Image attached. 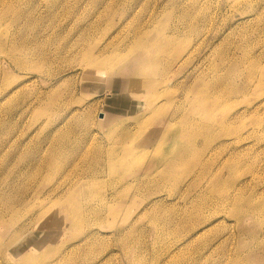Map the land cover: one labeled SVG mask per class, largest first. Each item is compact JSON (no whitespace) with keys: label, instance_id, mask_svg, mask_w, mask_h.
<instances>
[{"label":"rangeland","instance_id":"1","mask_svg":"<svg viewBox=\"0 0 264 264\" xmlns=\"http://www.w3.org/2000/svg\"><path fill=\"white\" fill-rule=\"evenodd\" d=\"M0 264H264V0H0Z\"/></svg>","mask_w":264,"mask_h":264},{"label":"bare ground","instance_id":"2","mask_svg":"<svg viewBox=\"0 0 264 264\" xmlns=\"http://www.w3.org/2000/svg\"><path fill=\"white\" fill-rule=\"evenodd\" d=\"M166 12H167V10H166ZM169 12H167V14ZM167 14L163 13L162 16H166ZM158 22H161V23L166 24V25L169 24V23L166 22L165 18L158 20ZM166 30L172 31L171 28L169 29L168 27L164 26L158 32L157 37L152 40V42H151L152 49H155V48L159 49V46H160V43H161V39L164 36V32L163 31H166ZM173 32L176 34V36H175L176 37V41H179L180 38H181L182 30L180 28L176 27L173 30ZM145 47H146V43H143L142 45L138 44V49H139L138 52L139 53L136 54L135 57H134V55H130V56L126 57V58L119 59L117 63H119V66H122V65L124 66L123 67L124 71L128 69V66H130L132 77L137 79L135 82H139V84H138V85H140L139 88H147V87H149V88H153V89L156 90L157 85H158L157 83H155V84H153V83L152 84L151 83H147V84L141 83V82H147V81L141 80V78L147 76L148 74H151V72L149 70V66L152 64V61H147L145 59L143 60V59L140 58V55H139L140 52L143 53ZM229 64H230V70L227 72L228 73L227 74L228 78H229V74L231 72L235 71V66L231 62H229ZM256 77H257V75H256ZM256 77L254 78V76L252 75L251 76V80L243 82L244 85H241V86L240 85L236 86L235 84H231L230 82H228L227 83V87L229 88V90H231L234 93L244 91V88L247 89V87L250 86L251 83L255 82ZM260 82H261V80L258 82V85L260 84ZM180 83H181V81H180ZM208 94L209 93H206V95H208ZM197 104H198L199 107H201V109H203V112L201 114H199L198 116H195V117H198V118L212 117V115H213V104H212V102L210 100V96H208V97L200 96L198 98ZM228 119H229L228 117L224 119V120H226V123L228 122ZM169 123L171 125H170V127L168 126V128H166V130L164 131V134H163V136L161 138V141H160L161 143L162 142L165 143V141H166L165 139H168L167 136H170V134H172L173 131H176V133H178V136H179L178 138L182 139V122H180L179 124L178 123L176 124L174 120H169ZM187 127L190 130H195L197 126H195V122L194 121H191V122H189ZM183 135H187V134L183 131ZM177 154L179 155V158L177 160H174V162L168 163L165 166L166 169H168L170 166L173 167L175 163H180L182 165V150H181L180 153H177Z\"/></svg>","mask_w":264,"mask_h":264}]
</instances>
